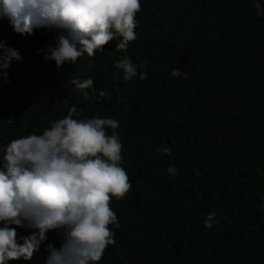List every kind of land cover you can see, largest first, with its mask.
I'll return each instance as SVG.
<instances>
[{"label":"trees","instance_id":"obj_1","mask_svg":"<svg viewBox=\"0 0 264 264\" xmlns=\"http://www.w3.org/2000/svg\"><path fill=\"white\" fill-rule=\"evenodd\" d=\"M136 20L126 51L112 40L59 68L36 54L57 32L22 37L0 21V39L23 57L0 77V146L41 134L73 105L74 118H114L132 187L110 201L119 223L99 264H264V0H141ZM124 56L144 63L145 80H123L113 62ZM76 75L92 89L75 90ZM49 242L59 246L54 232ZM45 259L42 245L8 264Z\"/></svg>","mask_w":264,"mask_h":264},{"label":"clouds","instance_id":"obj_2","mask_svg":"<svg viewBox=\"0 0 264 264\" xmlns=\"http://www.w3.org/2000/svg\"><path fill=\"white\" fill-rule=\"evenodd\" d=\"M140 8L141 0H0V21L7 20L22 37L37 29L57 32L36 54L59 68L94 57L112 40H118L116 51H126L137 38ZM256 8L261 15L259 3ZM22 62L19 50L0 39V77L7 80L12 64ZM87 66H92L91 59ZM113 67L124 81L147 78L144 63L128 56ZM170 76L182 73L173 69ZM93 81L78 75L70 79L77 91L92 89ZM79 116L73 105L41 134L0 146V264L31 261L42 245L45 264H99L105 249L115 244L109 226L119 222L110 201L123 199L132 187L121 166L120 124L111 117L74 118ZM166 172L175 178L177 169L169 166ZM260 199L264 202V193ZM215 216L214 211L206 215L204 228L213 227ZM17 229L29 234L19 235ZM49 232L56 234L59 246L46 243Z\"/></svg>","mask_w":264,"mask_h":264}]
</instances>
